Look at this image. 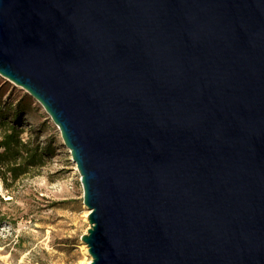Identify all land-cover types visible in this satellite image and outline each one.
<instances>
[{
    "label": "water",
    "instance_id": "95a60500",
    "mask_svg": "<svg viewBox=\"0 0 264 264\" xmlns=\"http://www.w3.org/2000/svg\"><path fill=\"white\" fill-rule=\"evenodd\" d=\"M0 76L71 151L90 264H264V0H0Z\"/></svg>",
    "mask_w": 264,
    "mask_h": 264
},
{
    "label": "rangeland",
    "instance_id": "374dc122",
    "mask_svg": "<svg viewBox=\"0 0 264 264\" xmlns=\"http://www.w3.org/2000/svg\"><path fill=\"white\" fill-rule=\"evenodd\" d=\"M16 112L23 139L43 145L45 165L17 182L0 178V223L11 227L0 230V264H90L81 240L89 210L60 131L34 98L0 76V118Z\"/></svg>",
    "mask_w": 264,
    "mask_h": 264
},
{
    "label": "trees",
    "instance_id": "16d2710c",
    "mask_svg": "<svg viewBox=\"0 0 264 264\" xmlns=\"http://www.w3.org/2000/svg\"><path fill=\"white\" fill-rule=\"evenodd\" d=\"M0 118V178L17 182L45 165V149L37 137L24 140L20 112Z\"/></svg>",
    "mask_w": 264,
    "mask_h": 264
},
{
    "label": "built area",
    "instance_id": "2783aa9c",
    "mask_svg": "<svg viewBox=\"0 0 264 264\" xmlns=\"http://www.w3.org/2000/svg\"><path fill=\"white\" fill-rule=\"evenodd\" d=\"M8 230V231H11V227L10 226H7V224L6 223H3V224H1L0 223V230L1 231H4V230ZM11 236H13V231L11 232Z\"/></svg>",
    "mask_w": 264,
    "mask_h": 264
},
{
    "label": "bare ground",
    "instance_id": "6f19581e",
    "mask_svg": "<svg viewBox=\"0 0 264 264\" xmlns=\"http://www.w3.org/2000/svg\"><path fill=\"white\" fill-rule=\"evenodd\" d=\"M68 153L71 154V151L68 149Z\"/></svg>",
    "mask_w": 264,
    "mask_h": 264
}]
</instances>
